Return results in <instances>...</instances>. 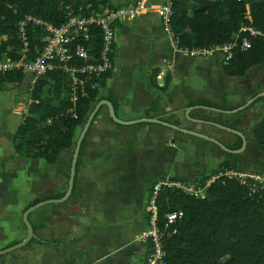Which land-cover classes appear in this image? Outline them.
<instances>
[{
  "label": "crops",
  "instance_id": "0c3cea01",
  "mask_svg": "<svg viewBox=\"0 0 264 264\" xmlns=\"http://www.w3.org/2000/svg\"><path fill=\"white\" fill-rule=\"evenodd\" d=\"M114 45L111 76L54 164L17 155L12 145L27 114L29 77L0 91V264H143L148 245L138 237L153 183L191 184L225 163L264 171L253 133L264 115V64L227 76L221 55L176 48L152 10L119 21ZM154 72L159 88L170 78L164 91L149 83ZM198 100L235 110L189 105ZM237 139L240 149L226 147Z\"/></svg>",
  "mask_w": 264,
  "mask_h": 264
},
{
  "label": "trees",
  "instance_id": "16d2710c",
  "mask_svg": "<svg viewBox=\"0 0 264 264\" xmlns=\"http://www.w3.org/2000/svg\"><path fill=\"white\" fill-rule=\"evenodd\" d=\"M246 5L251 21L246 18ZM119 6H112L110 0H0V60L20 57L17 26L27 15L59 26L68 17L67 7L74 14L88 16ZM170 26L178 38L179 48L225 44L232 42L238 34L239 45L241 37L247 36L250 48L243 50L237 46L231 58L222 61V71L227 76L243 77L251 67L264 64V0H173ZM244 26H251L260 35L240 32ZM94 33L88 48L96 61L100 37L97 31ZM28 36L31 49L44 44L41 40L44 32L40 28L29 27ZM114 51L115 45L112 59ZM72 63L77 67L85 64L79 59ZM111 71L89 76L83 87L77 88L74 101L68 73L55 70L38 78L28 91L27 114L12 138L15 153L54 164L59 153L74 144L75 131L84 124ZM24 77L19 71L0 73V91L19 88ZM147 77L152 86L158 87L155 72ZM169 83L167 77L164 86L158 88L164 91ZM189 105L225 112L235 110L204 100L190 101ZM224 126L234 129L229 124ZM253 133L258 147L264 152V115L253 124ZM83 147L84 139L80 152ZM226 147L238 150L242 141L237 139ZM80 163L79 153L76 168ZM225 170L234 168L228 163L221 164L218 169L199 175L192 183L203 188V198L186 195L172 187H163L159 191L156 205L160 223L168 212L181 210L183 213L174 226V234L164 241L165 264H264V188L252 192L248 186L226 177L215 179L206 186L207 181ZM154 185L150 186L149 195Z\"/></svg>",
  "mask_w": 264,
  "mask_h": 264
},
{
  "label": "built area",
  "instance_id": "2783aa9c",
  "mask_svg": "<svg viewBox=\"0 0 264 264\" xmlns=\"http://www.w3.org/2000/svg\"><path fill=\"white\" fill-rule=\"evenodd\" d=\"M173 0H133L129 5H123L104 11L100 14H91L82 16L74 14L68 7L67 19L59 26H55L50 22L41 18L30 15L22 18L18 23V37L21 43L20 57L15 60H0V73L19 71L29 77V86L32 88L38 78L45 74L60 70L70 75V88L72 92V101L75 100L77 88H82L89 76H99L102 73L112 70L113 46L115 44V26L124 19L133 20L152 10L163 27V31L169 36L173 45L180 51L193 57H209L215 54L222 56L224 61L232 56V51L239 46L245 50L250 48L251 42L247 36L241 37L238 45L237 36L234 40L225 44H216L211 46L179 48L178 38L171 30V14ZM246 18L251 21L248 5H246ZM40 28L44 32L41 38L44 43L41 47H30L28 36V28ZM94 31H97L100 37V51L98 58H94L89 54L88 42L94 38ZM240 32H248L250 36L260 35L251 26H244ZM79 59L85 62L84 65L77 67L72 61ZM92 59V62L89 61ZM84 77V78H83ZM220 177L234 179L241 185H246L252 192L258 188H264V177L255 173H245L235 170L220 171L206 182V186ZM252 181V182H251ZM172 187L182 193L196 198H203V188L182 182H158L153 186L149 195L148 203L145 207L148 216V224L144 231L139 234V240L148 245L143 264H165L164 241L174 234L175 224L182 218L181 210H175L166 213L160 223L157 210V195L161 188Z\"/></svg>",
  "mask_w": 264,
  "mask_h": 264
},
{
  "label": "rangeland",
  "instance_id": "374dc122",
  "mask_svg": "<svg viewBox=\"0 0 264 264\" xmlns=\"http://www.w3.org/2000/svg\"><path fill=\"white\" fill-rule=\"evenodd\" d=\"M218 55H219V54H218ZM23 94H25V93H23ZM26 98H27V97H26ZM26 98H25V99H26ZM28 99H29V98H27V101H28ZM27 101H26V100H23V101H22V103L24 104V107H27V106H28ZM257 174H259L260 176L264 177V171H262V172H260V173H257Z\"/></svg>",
  "mask_w": 264,
  "mask_h": 264
},
{
  "label": "water",
  "instance_id": "95a60500",
  "mask_svg": "<svg viewBox=\"0 0 264 264\" xmlns=\"http://www.w3.org/2000/svg\"><path fill=\"white\" fill-rule=\"evenodd\" d=\"M85 130H86V128H85ZM85 130H84V131H85ZM84 135H85L84 133L81 135V138H80V140H79L80 142H81L82 138L84 137ZM79 144H80V143L77 144V145H78V149H79V147H80Z\"/></svg>",
  "mask_w": 264,
  "mask_h": 264
}]
</instances>
